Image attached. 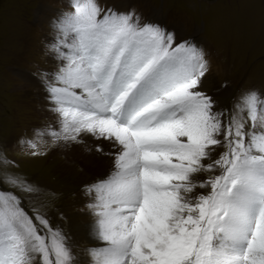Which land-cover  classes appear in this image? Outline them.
Here are the masks:
<instances>
[{
  "label": "snow or ice",
  "instance_id": "1",
  "mask_svg": "<svg viewBox=\"0 0 264 264\" xmlns=\"http://www.w3.org/2000/svg\"><path fill=\"white\" fill-rule=\"evenodd\" d=\"M68 7L42 73L54 123L19 143L31 158L73 145L101 158L81 189L91 246L82 259L62 227L0 189V264H264V95L244 91L226 113L193 40L101 0ZM0 165L19 167L2 152Z\"/></svg>",
  "mask_w": 264,
  "mask_h": 264
},
{
  "label": "rangeland",
  "instance_id": "2",
  "mask_svg": "<svg viewBox=\"0 0 264 264\" xmlns=\"http://www.w3.org/2000/svg\"><path fill=\"white\" fill-rule=\"evenodd\" d=\"M101 2L121 11L134 10L145 21L159 22L179 40L191 39L202 47L208 60L214 61L205 80V90L216 97L226 113L244 91L251 89L264 95V0ZM70 3L71 0H0V152L19 164L7 169L0 165V174L7 170L27 180L33 177L35 182L43 178L47 186L57 189L55 195L30 201L35 195L21 193L0 182V189L23 198L30 215L33 207L39 208L38 205L47 202L52 205V199L66 207L76 206V203L67 204L65 199L83 198L81 189L92 180V173L87 175L84 166L67 161L64 152L68 148L51 146L46 155L31 158L24 155L19 143L21 139L33 138L37 129L52 123L45 115L36 114L44 112L38 111L35 92H46L42 73L52 71L56 63L48 47L53 38L51 22L57 13L70 10ZM39 209L72 237L84 259L82 250L91 246L84 228L88 221L67 226L52 214L51 206L47 210L45 205ZM72 210L75 217H88L83 208Z\"/></svg>",
  "mask_w": 264,
  "mask_h": 264
},
{
  "label": "bare ground",
  "instance_id": "3",
  "mask_svg": "<svg viewBox=\"0 0 264 264\" xmlns=\"http://www.w3.org/2000/svg\"><path fill=\"white\" fill-rule=\"evenodd\" d=\"M65 1H69V0H65ZM171 30H173V29H171ZM209 63H210V66L214 65V61L213 60L212 61L209 60ZM29 81H30V79H29ZM31 82L33 84H35L36 81L35 80L34 81L31 80ZM25 86H26V88L29 87L28 84L25 85ZM43 92H44L43 90H41V91L38 90L37 92H35V96L38 97V99H39V104L38 103L37 104H38V107L40 109L38 111L41 110V111L44 112V113H36V114L45 115L46 117L51 119L52 123H54L55 117L48 110L49 104H48V100H47V92H45V93H43ZM218 103H219V101H218ZM219 106H220V103H219ZM88 143L92 144L93 142L89 139ZM64 153L66 155V159H67L68 162H76V163L81 164L82 166L85 167V171L87 172V175H89L88 172L92 173V175H90V176H91L92 179H94L95 175L97 174V172L99 171V168H100V164H101V158L100 157L85 152L83 150L82 146H77V145H73V146L69 147L68 150H66V152H64ZM42 179L41 178H37V180H36L37 182H35L33 177L29 178V180H28L29 182H31L34 185H37V186H39L41 188V191L38 194H36L35 197H33L30 201H34V200L37 201L38 199L44 198L46 196H51V194L55 195V192H56L57 189L55 190L54 188L49 187L50 185L47 186L43 182ZM70 192L71 191H69L68 193H70ZM69 195H71V194H69ZM52 200L53 201H50V202H53L52 205L47 204L48 203L47 202L45 204L38 205V207L41 208V207H43L45 205L46 206V210H47V207L51 206L52 214L54 216H56L58 221H60V222L63 221V224L66 223L67 226L79 225L81 220L83 222L85 220H87L88 223L90 222V218L86 217L84 215L83 216L80 215V216L75 217V211L72 210V209H75L77 207L80 208L81 210H82V208H84V206H82V205H84V199L81 198V196H77L75 198L73 197V199H71L70 197L67 196V198L65 199V200H67V204L71 205L73 203H76V206H71V207H66V205H63L62 203H58L57 201H54V199H52Z\"/></svg>",
  "mask_w": 264,
  "mask_h": 264
}]
</instances>
